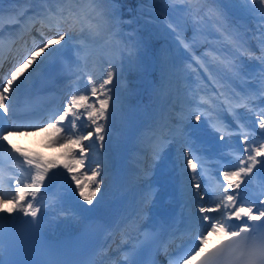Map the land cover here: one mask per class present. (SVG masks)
I'll return each mask as SVG.
<instances>
[{"label": "snow or ice", "instance_id": "1", "mask_svg": "<svg viewBox=\"0 0 264 264\" xmlns=\"http://www.w3.org/2000/svg\"><path fill=\"white\" fill-rule=\"evenodd\" d=\"M12 2L14 5L27 4L29 8L11 7L7 17L10 24L18 25L30 10L32 15L28 20L31 22V30L39 33L40 40L37 42L34 39L32 46L16 61L19 66L14 65L10 76H5L0 85V152L6 154V160L19 161L22 158L21 167L26 165L23 172L10 176L0 172V264H70L61 250L33 243L47 211L40 195L50 171L57 169V162L44 160L39 154L24 152L11 143L10 136L14 133L37 131L41 127L44 130L52 129L55 134L48 143L65 150L62 154L66 160L60 167L65 171L70 184L75 185L74 189L69 188L68 193L55 198L52 206L70 212V209H63V202L65 196L73 192L78 195L79 201L94 206L104 195L101 186L106 176V164L98 161L95 162V168H90L93 162L90 159L91 150L97 144L103 149L106 138L111 137L112 122L120 102V97L114 95L112 87H109L114 79V65L109 68L102 83L97 85L96 80L89 75L86 84L81 87L82 77L77 76L75 81L71 79L76 74L69 63L67 94L60 97V103L49 105L42 102L38 108L32 109L28 119L14 118L12 101L14 97L21 95L27 96L31 101L33 97L30 83L47 66L61 58L66 50L79 51L86 47L89 34L104 30L106 20H115L120 0ZM249 2L250 0H203L205 5L212 6L210 10L214 11L215 23L219 25L217 31L222 39L218 51L224 57L219 60L223 65L222 78H240L243 72L240 56L247 54L249 59L260 61L259 87L245 95L233 92L227 103L218 102L224 96V85L209 88L211 95L201 97L194 107L187 109L186 114L177 121L182 126L172 130L169 143L179 146V160L186 161V167L179 168L177 173L181 177V217L185 223L182 230L169 228L168 241H161L168 264H264V183L260 184V191L255 195L246 193V186L256 171L264 170V107L260 106L264 103V54L253 57L247 52V41L230 31L225 12L230 4L247 6ZM251 3L253 6L264 5V0H251ZM2 4L3 0H0V20L4 19ZM258 11L260 22L254 38L264 53V7ZM187 12L190 15L191 9H187ZM163 19L167 21L168 17L164 16ZM85 21H88V34L85 33ZM110 27H115V24H110ZM180 27L179 22L166 24V28L175 34L183 47L192 52L194 45L183 41L178 31ZM114 35L118 36L120 33ZM125 39L131 58L133 50L141 48L142 44L133 33H128ZM232 45H235L239 55L232 54ZM241 49L244 51L241 52ZM192 59L208 74L213 85L219 83L203 56L198 57L192 52ZM191 71L199 76L197 68H191ZM225 108L236 121L235 129L223 120ZM239 108H244L247 113L255 116V124L260 130L259 137L255 128L241 122L237 113ZM233 136L241 138L242 158L237 157L239 164L234 170L219 172L221 179H218L216 187L209 192L202 186L198 165L194 162L196 153L203 150L198 142L207 139L222 143L230 141ZM156 156L159 158V153ZM257 165L260 166L259 169L256 168ZM4 166L12 171L6 163ZM85 175L86 182L83 181ZM77 207L81 205L77 203ZM28 217L30 219H25ZM18 221L26 227L18 229ZM210 234L219 238L208 246ZM124 255L125 264H139L135 252Z\"/></svg>", "mask_w": 264, "mask_h": 264}, {"label": "bare ground", "instance_id": "2", "mask_svg": "<svg viewBox=\"0 0 264 264\" xmlns=\"http://www.w3.org/2000/svg\"><path fill=\"white\" fill-rule=\"evenodd\" d=\"M17 7V8H24L28 9L29 5L27 4H18L14 5L11 4L8 8H4V19L0 20V26L7 25L10 27V30L20 29L21 33L23 34V40L21 42H14L15 48L11 51H5L2 55V58L0 60V77L1 81L5 78L9 68L13 66L16 61L19 59L21 54L30 46V43L33 44L34 39L38 42L40 39L38 38L37 32L34 31H27L23 24L18 25H12L10 24L8 17V10L11 7ZM261 7H264V5H261ZM260 7V8H261ZM207 14L209 15H215L214 11H211L210 9L212 6H207ZM225 12L227 14V17L229 19H234L236 22V29L230 30L231 32H234L238 34L240 37L247 40L248 43L251 44L249 49H253L257 51V55L253 57H259L261 56V48L258 44L257 40L254 38L257 35V26L259 24V16L260 12L255 9V6L252 5L251 1L247 6H242L240 4H230L225 8ZM211 13V14H210ZM32 15V12L29 10L27 12V15L24 16L23 19H28L29 16ZM116 20V18H115ZM115 20L107 21L104 26V30L94 32L89 34V39L85 42L86 47L82 48L79 51L73 50V52L77 54L87 53L85 60H80L77 64L73 65L72 68H75L76 70H81L83 75L82 80V87L87 82V77L91 75L94 80H96L97 85L99 83H102L103 79L106 78L107 71L110 67H113L114 72V79L111 85L109 87H112L113 94L118 95L120 97V100L124 96V88H117L116 82L121 78V76L124 74L126 76V72L130 69L133 62L138 57V51L137 49L133 50V55H131L130 58V52L129 48L126 46L128 43L125 39L126 34L122 33L121 30H118L115 24ZM110 24H115V27H110ZM235 26V25H234ZM38 27V26H37ZM85 33H87V27H88V21H85ZM4 32V31H3ZM115 33H120V35H114ZM129 33V31H128ZM248 38L250 40H248ZM5 38H0L1 44L4 43ZM144 43V42H143ZM171 44V46H170ZM175 44V42H174ZM174 48L172 43H168V46L160 47L159 54H162L163 56L170 58L171 54L168 53V48ZM2 48V47H0ZM232 54L239 55V52H237V49L235 45H232ZM257 49V50H256ZM3 50V49H2ZM70 50V49H68ZM241 51V50H240ZM43 55V54H42ZM80 56V55H79ZM162 57V58H165ZM131 60V62H130ZM240 60L242 61L243 66V75H245L244 79V85H245V92L246 94L249 92L256 91L259 87V80L258 77L260 75V68L261 64L260 61L257 59H249L247 55L240 56ZM19 66V65H18ZM27 71V70H25ZM184 72V70H183ZM185 75L187 79H182L179 82V86L182 89L181 94L179 97H172L171 96V86L168 87V95L167 97L173 100L174 103L169 102L166 100V103L163 107H159L157 116L155 117L156 120L161 119L163 115L165 114V110L169 105L172 104H178L182 110L179 113L180 117L182 115L186 114V110L189 109V100L190 96L192 94H198L202 91L207 92V86L202 84L201 81L197 80L195 81V73H192L191 70H185ZM249 75L253 76V83L248 80ZM251 76V77H252ZM118 77V78H117ZM19 78V77H18ZM184 78V73H183ZM178 80V79H176ZM220 85H224L223 91L224 96L220 97L219 103H227L228 102V89L225 87V83L223 81H219L218 84L214 85V87H220ZM66 93V92H65ZM260 106L264 107V103H261ZM120 107L117 105V111L115 119L112 122V135L115 133L117 129V123H116V117L117 113ZM166 116V115H165ZM164 116V117H165ZM163 117V118H164ZM179 117V118H180ZM162 118V119H163ZM231 118V117H230ZM241 118L242 123H248L251 125L252 128H255L257 136L259 137V128L255 124V116H245ZM233 122V125H236V121L234 118H231ZM246 119V120H245ZM231 122V120H230ZM148 123L145 127L139 129L135 135H132L133 138L131 140V145L128 151L125 153V158L122 161L123 163L120 166H116L115 163L112 161L111 165L109 166V169L106 171L105 180H107V174L110 172V179H111V189L109 193V197L106 200H99L98 203H96L94 206H90V208H85L87 212H91L93 215L98 217L101 221L105 224V237L106 238L110 234H119L124 229H132L136 232L140 231L144 228H155V226H160V221L158 219H150L149 220V214L150 210H148L145 205L142 204L143 199H149L151 195L150 189H138L133 192V198H131L128 195V188L130 186H134V189L136 188V182H133V179H137V182L140 178H144L148 185L150 187H153L151 182H155L157 180H163L171 181L176 184L180 183L181 177L178 175H174L167 170L168 163H169V157L171 152L178 151V147L175 148L173 146H168L167 139L163 138L162 134H169L170 138L173 134L174 129L181 127L180 124L178 126H173L170 130H165L163 133H160V127H158V123L155 124ZM132 123H130V126ZM132 128V126H131ZM134 129V127H133ZM52 129L44 130V128H40L37 131H31L35 134L38 138L46 137V135L50 132H52ZM217 144L216 142L207 143L208 146ZM243 148V145L241 146ZM107 150L114 152L112 143L110 138L105 141L104 148L101 149L99 145H95L92 147L90 159L93 161L90 164V168H95L96 163L98 161L105 160V155H107ZM100 152L102 154V159H98L97 161L94 160L95 154ZM159 153L160 159L154 164L149 165V156L151 154ZM175 159L179 158L176 156L174 157L173 162ZM66 159H62V161L58 164V168H60V165L65 161ZM105 163V162H104ZM181 167H186V161H180ZM257 169L260 168L259 165L256 166ZM81 171H84V169H81ZM254 171H256L254 169ZM90 174V172H89ZM49 179H51V173H49V177L45 181V187L42 189L41 195L44 197H48L50 200H54L58 196H60L63 192L60 188H62L63 184H59L56 189H49ZM152 180V181H151ZM151 181V182H150ZM64 180L62 179V181ZM86 182V181H84ZM67 186V181L64 182ZM113 183V184H112ZM263 183L262 179V171H256V174L252 177L250 183L248 184V187L246 188V193L248 195H252L255 190L260 189L259 184ZM164 193L160 194L158 197L159 203H163L165 200L170 198H177L178 202H183V197L179 196L178 193L171 191L166 185L163 187ZM259 192V191H258ZM68 193V191H67ZM263 198V197H262ZM64 200H68V203L72 204L73 211H71V215L77 214L78 217L81 215L80 209L77 207L76 203L80 202L79 197L77 194L72 193L71 195L65 196ZM175 201H177L175 199ZM136 204L137 207L134 208L131 205L132 203ZM155 210L159 209V204L154 205L152 207ZM143 209V211H141ZM80 212V213H79ZM69 225V223H66ZM62 228V227H61ZM59 230V229H58ZM219 237L215 234H210L208 246H211L216 242V240ZM100 251L105 252L103 249L100 248Z\"/></svg>", "mask_w": 264, "mask_h": 264}, {"label": "rangeland", "instance_id": "3", "mask_svg": "<svg viewBox=\"0 0 264 264\" xmlns=\"http://www.w3.org/2000/svg\"><path fill=\"white\" fill-rule=\"evenodd\" d=\"M140 4V7H137V12L139 15V21L141 20L140 16H143L142 20H146L145 23H142V29L140 30L142 35V39L146 44L149 45V48L141 47L137 49L138 51V57L131 65L128 72H126V76H122V83L118 85L117 87H124L125 88V94L129 95V97L132 98V101H134L139 94L146 93L147 95H152L148 100H146V107L144 108L143 105H140L141 111H148L149 114V104L152 103V97L154 96L153 91H157L158 89L162 90L163 88V82L166 80L168 82L170 79V76L167 75V69H170L171 72H173V78L176 77L174 74L177 70L167 68L166 65L171 60V66H175L176 61L180 59V50L181 48L177 47L173 50V54L176 56L173 59H168L167 57L163 56L162 54H159V49L162 45H165L167 40H174L173 42H178L176 36L172 37L171 31L166 28V24L168 22H179L181 25L180 29L178 31L181 33V38L184 40L186 34H191L194 32H198L197 39L200 42L201 40L208 39L207 34H210L209 37L214 36V34H218L217 28L219 27L218 24L215 23L216 16H206L208 18H201L194 17L195 14H202L203 10L210 5H205L203 3V0H156V3L152 2L150 3L149 0H138ZM251 1V0H250ZM172 3V4H171ZM150 5H153V7H150ZM261 5L256 4L255 9H259ZM142 8V10H141ZM191 9V14L189 15L187 12V9ZM142 11V13H141ZM140 12V13H139ZM130 14H132L131 4L127 2V0H120L119 8L117 10L118 20H115V24L117 25V29L121 31H125V28H127V23L130 20ZM164 16L168 17V20L165 21L163 19ZM198 21V23H196ZM130 22L129 24H131ZM227 23L229 25L230 30L236 29V22L234 19L227 20ZM141 25V24H140ZM235 25V26H234ZM204 34L205 37H204ZM134 37L138 39L136 34L134 33ZM171 35V36H170ZM175 35V34H174ZM220 36V35H219ZM214 40V39H213ZM141 41V40H140ZM215 41V40H214ZM194 47H198L197 45H194ZM219 49V47H218ZM193 50V49H192ZM165 57V58H162ZM219 58H217L218 66L220 67L221 74L223 75V65L219 63ZM165 66V67H164ZM215 67V66H214ZM166 69V70H165ZM177 69V68H176ZM216 72V71H214ZM166 74V75H165ZM217 74V73H215ZM221 77V76H219ZM242 73L240 75V78H232L227 79L231 86H238V90L236 93L240 94V91L243 88V80H242ZM161 79H164L165 81H161ZM124 97V96H123ZM122 97V99H123ZM139 98V97H138ZM130 99H126L125 102H128ZM243 108L237 109L241 113ZM124 111V110H123ZM121 111V112H123ZM176 112V110H174ZM176 116H173V119H175ZM119 120V117H118Z\"/></svg>", "mask_w": 264, "mask_h": 264}]
</instances>
